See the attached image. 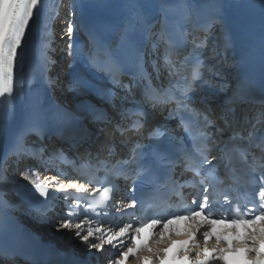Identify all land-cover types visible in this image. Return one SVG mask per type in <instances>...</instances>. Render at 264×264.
I'll use <instances>...</instances> for the list:
<instances>
[{
	"label": "snow or ice",
	"instance_id": "snow-or-ice-1",
	"mask_svg": "<svg viewBox=\"0 0 264 264\" xmlns=\"http://www.w3.org/2000/svg\"><path fill=\"white\" fill-rule=\"evenodd\" d=\"M57 8L58 6L48 5L46 0H0V99H4L5 102L13 97L16 90L17 74L15 70L19 66L18 57L20 55L18 50L22 49L26 43V33L31 30L33 24L39 23V17L45 12V9L48 12L56 11L58 15ZM55 18V16H46V19L54 20ZM62 23L64 28L61 31L64 36L68 37L67 47L71 50L74 48L75 33L81 26L67 16L63 18ZM44 27L48 29L49 26L45 23ZM204 31H207V29H204ZM45 36L47 38L49 32H45ZM167 43L168 47L165 55V61L169 66L167 82H160L154 85L151 82V78L144 77L142 73L138 78L142 82L141 97L144 102L153 109L159 108L162 113L166 112L169 118L178 120V126L193 141L192 151H181V156L179 157L180 165L186 172L193 173L194 177H202L199 181L193 182V187H197V184L207 186L201 187L200 191L193 196L191 205L183 204L185 198L181 189L184 184L170 177L172 191L178 196L180 201L177 204L178 211L176 213H170L169 216H149L138 221L133 220L119 225L103 219V217L111 215V211L107 209H109V204L114 199L113 193L116 190L115 178L122 177L129 182L126 186L135 190L137 181L148 173V168L145 166L143 159L144 152H138L136 148L132 150V155L126 160H117L112 163L97 156L94 163L92 161L88 162V167L97 171L102 168L107 173L105 181L100 182V186H95L90 178H85L84 182H79L80 177H70L62 173H57L44 179H41L39 173L31 168L24 173V180L32 185L39 197L45 198L41 202L45 206V210L48 207H54L55 201H60L61 212L54 218L44 216L45 223L57 232H65L66 234L74 231V236L88 250L95 249L103 252L106 250V245L111 246L115 250V258L111 261V264H124L129 257H134L137 264H139L141 257L137 256L136 252H144L145 249L143 247L137 249L135 245L128 246L124 238L134 239L139 236L144 228L155 229L161 224L167 227L168 224L181 219H188L194 223L199 219V221L209 225V230H205L202 233L205 244L203 246L200 244L195 245L197 255L192 264H219L223 260V251L218 246H213L211 255L205 254L208 251V238L212 235L211 227L217 222H223L226 219H230L233 225L238 223L247 224L249 222L242 216L233 218L231 215L224 216L220 213L215 214L217 216L216 219L213 218V204L215 201L211 198L210 193V188L213 186L207 176H203V174L207 172L209 176H215V169L220 167L221 162L216 156L212 155V145L217 142V137L223 138L225 131V128L218 121H222L224 125H227L228 116L225 112L214 114L206 106L203 108L193 107L197 100L195 94L198 91H203V85L209 83L203 71V61L199 59L201 55L199 49L204 47V43L202 40L197 42L196 38H193L192 52L188 53L178 63L173 57L181 54L179 47L170 40ZM45 47H47V44ZM89 56L91 60V54ZM125 88L131 93V88L128 86H125ZM198 98L206 105L207 101L204 97ZM260 104L262 108L257 113V122L249 127L248 135L245 137L239 133H234L229 137L230 141L244 145L245 150L251 145H255L259 149L258 154L252 153V155L254 163L256 159H259L260 163L251 168V172L254 174L251 183L256 186L253 188L256 203L247 209V213L250 214V222L253 225L257 221L264 222V98L260 100ZM132 115L140 117L145 114L139 112ZM121 117L129 121L126 127L123 125L116 126L115 130L121 132V134L132 129L139 130L143 127L141 120L139 118L132 120L131 115L127 111L122 112ZM194 129L195 131H193ZM32 131H35V129ZM156 133L164 135L158 129H154L153 134ZM137 148H141L139 143H137ZM108 154H112L111 148L108 149ZM11 155L15 156L17 161L31 159L42 166L55 162L71 165L72 167L76 165L75 161L69 160L60 150L48 153L44 148L38 150L27 149L23 134L17 136ZM213 161H217V163L213 164ZM109 164H111L110 167ZM105 184H110L112 187L105 186ZM58 193L60 195H57ZM224 199L226 202L231 203L227 196ZM92 200L95 203L90 202ZM139 203L133 196L128 204L116 207L115 211L123 214L125 209L135 210ZM98 208L105 211L98 212ZM181 208L184 212L183 215L180 214ZM240 211L241 209L237 207V213ZM94 217L102 218L94 219ZM92 223L98 226L95 228L86 227V225H91ZM105 223L109 224L108 229L103 227ZM197 231H199V224L193 228L191 238H195ZM108 233L111 234L109 235ZM160 235H163L162 231ZM259 235L260 240L264 241V229L260 230ZM217 243L219 244V237L217 238ZM121 249L124 250L121 251ZM226 250L224 249V251ZM249 250H256L257 257L264 255L259 253L255 243L249 247ZM147 252L151 255H157V252H153L152 249H148ZM144 258H149V256L146 255Z\"/></svg>",
	"mask_w": 264,
	"mask_h": 264
},
{
	"label": "bare ground",
	"instance_id": "bare-ground-1",
	"mask_svg": "<svg viewBox=\"0 0 264 264\" xmlns=\"http://www.w3.org/2000/svg\"><path fill=\"white\" fill-rule=\"evenodd\" d=\"M67 1L46 0L48 5L54 7L59 5L57 8L58 15L56 11L48 12L45 9V12L39 17V23L33 24L31 30L26 33V43L22 49L18 50L20 55L18 57L19 66L15 70L17 74L16 90L13 97L9 99L8 113L6 110L7 116L4 122L7 124L4 130V139L10 130H20L28 119L32 117H49L56 113L55 109L65 110L64 108H71L73 111L87 114H90L95 109L110 110L111 123L125 126L126 119H122L120 111L111 109L114 105L120 104L118 99L121 96V92L109 86L101 76H98L85 66L82 59L77 57L76 52L67 47L68 37H65L60 45H56V43H53L54 41L51 42L54 39L56 41V38H58L56 35L58 28L56 29V26L52 25L53 23L55 25L60 10L66 2L68 4V8L64 9L66 16L72 19L70 13L73 11L77 13L73 0ZM205 1L207 0H194V3L199 6ZM246 11L251 13L252 20L259 21L264 28V0H230L228 11L222 21L218 23L217 30L208 36L210 47L219 57L222 56V49L218 44L220 38L217 36L221 35L225 27L233 25L235 19L239 17L238 15H242ZM46 16H55L56 18L54 20L46 19ZM59 21V25L63 29L64 24L62 20ZM45 23L48 24V29H45ZM45 32H49L47 38ZM214 34L217 35L214 36ZM62 36H64L63 33ZM59 38L62 37L59 36ZM46 44L47 47H45ZM59 49L60 60L56 59V56L54 57V53L59 51ZM232 83L230 73L226 75L221 72L217 74L216 79L213 81L214 86L219 90H228L231 88ZM113 90L117 91L114 93L112 92ZM257 112V109L248 108L241 111V117L251 119ZM111 129V124L90 126L91 134L88 135V138L83 143L84 146L88 147L89 151H97L101 147L105 136L111 132ZM13 213V216L21 220L20 222L24 226H29L33 230L38 231L45 238L53 239L61 245L74 244L77 245L78 249H81V242L74 236V231L66 234L65 232H57L50 225L35 217L23 220V212L19 213L15 210ZM109 256H111L110 253L101 255L103 259H107Z\"/></svg>",
	"mask_w": 264,
	"mask_h": 264
},
{
	"label": "rangeland",
	"instance_id": "rangeland-1",
	"mask_svg": "<svg viewBox=\"0 0 264 264\" xmlns=\"http://www.w3.org/2000/svg\"><path fill=\"white\" fill-rule=\"evenodd\" d=\"M67 1V0H66ZM68 2V1H67ZM67 2H66V4L62 7V9L60 10V13H59V17L57 18V20H56V22H55V25H54V23H53V25L52 26H56V29L58 28V30H56V35H61L62 34V32H60L61 31V27L62 26H60L59 24H60V21L59 20H63V18H64V16H65V12H64V9L67 7ZM58 7H59V5H58ZM68 8V7H67ZM60 9V8H59ZM58 9V10H59ZM58 25V26H57ZM58 33V34H57ZM57 37V36H56ZM58 55V52H56L55 54H54V57L56 56V59H58L59 60V56H57ZM54 59V58H53ZM55 60V59H54ZM57 60V61H58ZM53 71V70H52ZM55 72V71H54Z\"/></svg>",
	"mask_w": 264,
	"mask_h": 264
}]
</instances>
